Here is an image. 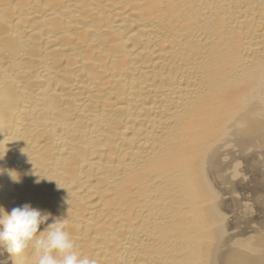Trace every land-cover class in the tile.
<instances>
[{
  "label": "bare ground",
  "instance_id": "6f19581e",
  "mask_svg": "<svg viewBox=\"0 0 264 264\" xmlns=\"http://www.w3.org/2000/svg\"><path fill=\"white\" fill-rule=\"evenodd\" d=\"M25 204L96 264H264V0H0V216Z\"/></svg>",
  "mask_w": 264,
  "mask_h": 264
},
{
  "label": "clouds",
  "instance_id": "9594fccd",
  "mask_svg": "<svg viewBox=\"0 0 264 264\" xmlns=\"http://www.w3.org/2000/svg\"><path fill=\"white\" fill-rule=\"evenodd\" d=\"M10 176L14 182L19 180L11 172ZM50 216L30 204L13 208L10 214L4 211L0 216V248L9 255H18L31 244L35 250V264H96L95 259L75 250L63 219H54L45 230H40Z\"/></svg>",
  "mask_w": 264,
  "mask_h": 264
}]
</instances>
